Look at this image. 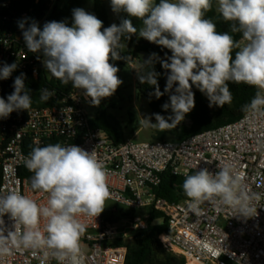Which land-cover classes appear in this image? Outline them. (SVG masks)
Here are the masks:
<instances>
[{
  "label": "clouds",
  "instance_id": "obj_1",
  "mask_svg": "<svg viewBox=\"0 0 264 264\" xmlns=\"http://www.w3.org/2000/svg\"><path fill=\"white\" fill-rule=\"evenodd\" d=\"M216 2L219 14L232 22L231 33H239L240 40L230 32H218L215 23L205 18L212 0H110L112 11L117 15L124 13L127 18L103 31V22L83 8L72 10L71 26L64 21H51L41 29L37 22L24 19L18 21V28L27 50L38 54V60L42 57L45 70L61 83H71L81 90L94 106L112 96L123 83L117 75L118 67L110 63L128 59L121 56L126 47L122 39L138 35L170 50L171 55L160 61L167 73L163 92L158 84L160 74L153 68L156 54L143 61L152 67L138 74V79L141 84L154 87L152 95L157 99L169 94L170 102L162 108L171 109L172 115L165 118L154 113L155 123L151 117H143V127L164 132L180 125L195 107L193 86L206 96L209 107L230 104V82L256 88L242 111L264 116V0ZM131 18L141 21L142 26L138 29ZM17 67L16 63H5L0 67V80L8 79ZM25 79L24 73L17 76L14 91L6 100L0 98V119L31 108L32 97ZM52 95L45 89L40 99L46 102ZM24 165L33 173L32 190L46 193L47 204L39 205L19 191L0 194V256L11 254L15 245L33 251L43 249L58 264H85L81 238L86 225L78 217H97L104 211L110 197L104 165L94 151L60 143L33 147ZM218 168L214 174L204 168L186 175L182 188L188 208L198 216L200 206L211 201L236 209L244 218L255 216L252 197L242 189L243 173L234 172L230 165ZM6 214L15 229L7 236L2 227Z\"/></svg>",
  "mask_w": 264,
  "mask_h": 264
},
{
  "label": "built area",
  "instance_id": "obj_2",
  "mask_svg": "<svg viewBox=\"0 0 264 264\" xmlns=\"http://www.w3.org/2000/svg\"><path fill=\"white\" fill-rule=\"evenodd\" d=\"M50 14L62 0H47ZM13 0H0L3 14L0 30V67L5 63L18 65L6 80H0V98L6 81L19 76L39 77L45 69L41 59L24 45L19 19L5 15ZM28 21L24 14L21 20ZM45 19L38 21L40 26ZM15 27H10L9 24ZM130 65L134 67L131 62ZM50 79V75L48 76ZM49 90V85L42 87ZM256 90V88H255ZM89 102L82 91H73L54 107L33 108L26 116L12 115L0 119V194L19 191L22 195L46 205L48 195L33 191L22 172L24 160L35 146L60 143L74 144L97 158L107 172L110 197L107 199L131 211L148 209L161 212L168 222V231L160 236L164 248L184 260L185 264H264V116L246 113L241 119L209 130L184 141H155L135 143L126 140L117 144L103 129L92 126L85 109ZM230 165L234 172L243 173V191L252 197L251 206L257 214L251 218L239 216L237 210L215 202H205L201 214L188 208V198L170 202L157 194L163 175L183 177L207 168ZM117 213V210H114ZM97 217L81 215L86 225L81 238L85 264H125L128 247L117 245L133 240L134 235L147 228L150 219L132 220L128 217ZM4 235L14 231L9 215L2 217ZM45 221H41L43 231ZM120 226H124L121 228ZM0 264H58L45 250L24 249L13 245L11 254L0 256ZM65 264H68L65 261Z\"/></svg>",
  "mask_w": 264,
  "mask_h": 264
},
{
  "label": "trees",
  "instance_id": "obj_3",
  "mask_svg": "<svg viewBox=\"0 0 264 264\" xmlns=\"http://www.w3.org/2000/svg\"><path fill=\"white\" fill-rule=\"evenodd\" d=\"M89 0H67L64 5L61 2L55 5L50 14L47 0H13V7L10 12L4 13L5 15H13V19H22L24 14L28 15V23L32 21L38 22L45 19L46 22L51 21H64L69 26L72 25V10L76 8H84ZM94 1V12L96 17L103 22V28L110 26V17L106 5L103 0ZM159 3V0H156ZM216 0H212L211 9L205 13V18L212 20L218 32H230L234 36V39L240 40L241 35L239 33H231L230 25L232 22L225 21L220 14L216 11ZM3 14H0V30L2 29ZM122 18H127L126 14L121 13L117 15V25H119ZM134 26L138 29L142 26L141 21L131 18ZM10 27H15L14 24H9ZM42 29V28H41ZM125 41L130 47L123 57L128 58L125 60L130 65L131 57H134L140 62V69L136 75L137 90L140 95L144 96L151 107L152 114L159 113L165 116L171 109L165 111L162 105L169 101V94L165 93L159 99H157L152 93L155 89L153 86L147 84H141L138 79V74H144L150 70L151 65L145 66L140 60L141 52H146L152 56L156 54L153 61L154 70L159 73L158 84L161 92L164 91L166 85V70L162 68L160 61L166 59L171 55L170 50L162 48L154 43L147 41L144 38L138 37V35H131V38ZM234 59V54H233ZM50 75V79L48 76ZM16 78V77H15ZM15 78L6 81L4 86V95L7 98L13 91V83ZM27 90L30 91L32 97L33 108L54 107L65 97L73 91H81L74 88L71 83L65 85L55 77H53L45 69L39 77L35 78L27 76L25 79ZM49 85V92L53 93L48 101H42L40 99L42 94V87ZM175 87V85H174ZM229 88L232 93V102L225 104L223 107H209V101L205 95H203L195 86L192 91L195 94V107L186 114L185 119L188 124H180L176 128L172 129L171 134L174 137L173 141L181 142L197 134L213 130L224 126L229 123H233L241 119L246 113L242 111V106L250 103L254 97L256 90L254 87L240 83H229ZM29 109V110H30ZM28 110V111H29ZM28 111L13 112L12 115L15 119L26 116ZM153 118L154 115H152ZM91 124L96 129H103L109 133L115 143L120 144L126 141V138L122 132L120 126L115 125L112 121L102 122L100 118L91 121ZM158 140H165V134L161 133L158 136ZM28 177L31 183V177L33 173L25 168L22 172ZM194 174V173H192ZM183 177L173 176L170 173L163 175L161 186L157 190V194L170 202H178L186 199V195L183 192ZM168 231V222L164 215L158 211H150V219L146 229L137 232L134 238L129 243L125 244L123 241H119L117 245H127L128 255L125 264H185L184 260L173 255L167 251L160 242V236Z\"/></svg>",
  "mask_w": 264,
  "mask_h": 264
},
{
  "label": "rangeland",
  "instance_id": "obj_4",
  "mask_svg": "<svg viewBox=\"0 0 264 264\" xmlns=\"http://www.w3.org/2000/svg\"><path fill=\"white\" fill-rule=\"evenodd\" d=\"M103 1L109 13L110 25L113 23L117 24V14L112 11L110 0ZM66 2L67 0H62L61 5H64ZM215 8L219 14L217 10L218 4ZM83 9L96 16L93 0H89ZM43 26L44 23L39 27L43 28ZM121 43L126 45V47L121 50V56L123 57L126 55L130 46L125 41H121ZM130 60L134 64V67L127 64L123 58L119 60H110V63L118 67L119 71L117 75L123 83L112 96L103 98L98 106L92 105L90 101H85L84 109L87 115L92 120L100 118L102 122L112 121L114 126H120L126 140H132L135 143L160 141L158 140V136L161 133L165 134V141H173L174 137L171 134L172 130L161 132L154 128L142 126L141 120L143 117H151L153 123L156 121L152 116V110L148 100L140 95L137 90L136 75L140 69V62L134 57H131ZM170 115H172L171 110L164 117L167 118ZM181 124H188V122L184 120ZM104 210L106 216L113 214L114 210H117V213H114V218L128 217L136 221L145 219L150 212L148 209L131 211L109 200H106ZM120 227L124 228V226Z\"/></svg>",
  "mask_w": 264,
  "mask_h": 264
},
{
  "label": "water",
  "instance_id": "obj_5",
  "mask_svg": "<svg viewBox=\"0 0 264 264\" xmlns=\"http://www.w3.org/2000/svg\"><path fill=\"white\" fill-rule=\"evenodd\" d=\"M150 56L151 55H149L146 52H141V54H140V60H141V62L143 63V61L147 60ZM147 66H149V65H147Z\"/></svg>",
  "mask_w": 264,
  "mask_h": 264
}]
</instances>
